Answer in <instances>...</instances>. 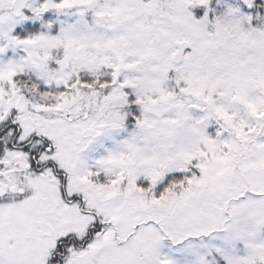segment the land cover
<instances>
[{
	"label": "snow or ice",
	"instance_id": "1",
	"mask_svg": "<svg viewBox=\"0 0 264 264\" xmlns=\"http://www.w3.org/2000/svg\"><path fill=\"white\" fill-rule=\"evenodd\" d=\"M0 264H264V0H0Z\"/></svg>",
	"mask_w": 264,
	"mask_h": 264
}]
</instances>
